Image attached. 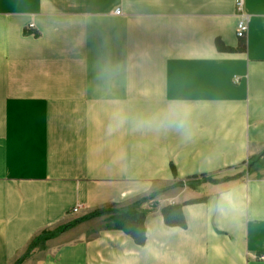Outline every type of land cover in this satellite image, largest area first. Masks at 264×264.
I'll return each mask as SVG.
<instances>
[{
    "label": "crops",
    "instance_id": "0c3cea01",
    "mask_svg": "<svg viewBox=\"0 0 264 264\" xmlns=\"http://www.w3.org/2000/svg\"><path fill=\"white\" fill-rule=\"evenodd\" d=\"M242 12L239 39L236 0H0V264L264 150V0ZM142 209V245L100 216L20 264H264V167Z\"/></svg>",
    "mask_w": 264,
    "mask_h": 264
},
{
    "label": "trees",
    "instance_id": "16d2710c",
    "mask_svg": "<svg viewBox=\"0 0 264 264\" xmlns=\"http://www.w3.org/2000/svg\"><path fill=\"white\" fill-rule=\"evenodd\" d=\"M264 167V150L257 156L249 158L247 162L243 165V170L234 176L220 177V174L214 175H200L195 177H189L183 181H175L169 188H187L192 191H198L202 184L208 183L210 185H216L228 181L240 180L246 178L253 171ZM235 170V169H232ZM173 172L174 180H176L175 173ZM169 188L161 189L151 193L146 197H142L135 201L134 203L120 208V209H102L94 211L89 215L77 219L71 223L59 226L53 230H44L33 239H31L25 253L17 259L13 264H20L24 258H26L29 253L37 247H42V245L60 235L67 229L91 218L107 216L110 215L113 219V228L120 230L128 235L137 245H142L144 243V221L146 214L142 209L145 203L154 201L159 195L166 192ZM161 214L165 220V223L170 226H176L182 224V216L180 212V206H166L161 209Z\"/></svg>",
    "mask_w": 264,
    "mask_h": 264
},
{
    "label": "built area",
    "instance_id": "2783aa9c",
    "mask_svg": "<svg viewBox=\"0 0 264 264\" xmlns=\"http://www.w3.org/2000/svg\"><path fill=\"white\" fill-rule=\"evenodd\" d=\"M236 10L239 15V19L237 22L236 27V37L239 39H243L246 37L248 32V17L242 12V0H236ZM115 15L120 14V10L114 11ZM78 211V207L73 209V213H76ZM259 260L263 261L264 256H260Z\"/></svg>",
    "mask_w": 264,
    "mask_h": 264
},
{
    "label": "rangeland",
    "instance_id": "374dc122",
    "mask_svg": "<svg viewBox=\"0 0 264 264\" xmlns=\"http://www.w3.org/2000/svg\"><path fill=\"white\" fill-rule=\"evenodd\" d=\"M227 175H231V173L223 174V175H221L220 177H225V176H227ZM172 184H174V183H172ZM172 184L168 185V188L171 187ZM205 184H208V183H205ZM205 184H202V185H205ZM209 185H210V184H209ZM72 219H74V218L68 219V220H66L65 222H68V221L73 222V221H75V220L72 221ZM71 222H70V223H71Z\"/></svg>",
    "mask_w": 264,
    "mask_h": 264
}]
</instances>
